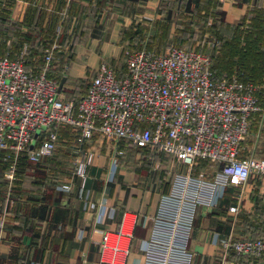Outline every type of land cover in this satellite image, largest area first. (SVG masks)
I'll list each match as a JSON object with an SVG mask.
<instances>
[{
  "label": "built area",
  "instance_id": "built-area-1",
  "mask_svg": "<svg viewBox=\"0 0 264 264\" xmlns=\"http://www.w3.org/2000/svg\"><path fill=\"white\" fill-rule=\"evenodd\" d=\"M59 50L53 42L35 66L26 64V44L14 54L0 53V150L9 161L6 176L14 177L23 153L32 161L52 155L59 141L55 127L67 126L74 134L72 175L78 184L71 179L56 187L75 190L83 208L94 210L97 200L87 180L95 150L84 144L95 132L112 144L108 180L130 146L162 152L184 169L174 171L149 216L151 224L141 240L143 264H193L195 251L189 244L199 205L216 206L231 183H243L251 174L264 176V156L243 151L251 114L260 108L256 84L240 73L215 76L210 53L200 47H126L122 66L101 60L86 91L66 98L52 70ZM213 163L219 167L210 169ZM100 203L104 208L94 219L100 235L98 260L123 264L137 212L125 208L116 225L106 227L102 224L106 217L114 218L116 208L105 198ZM212 241L221 255L247 256L240 264L264 263L262 236L215 231Z\"/></svg>",
  "mask_w": 264,
  "mask_h": 264
},
{
  "label": "crops",
  "instance_id": "crops-1",
  "mask_svg": "<svg viewBox=\"0 0 264 264\" xmlns=\"http://www.w3.org/2000/svg\"><path fill=\"white\" fill-rule=\"evenodd\" d=\"M91 1L0 0V19L5 17L14 20L19 17L20 24H23L29 20V14L38 17L39 11L46 15L45 10L71 9L77 4ZM102 1L105 2L106 11L89 21L88 37L76 40L69 49L62 47L60 52H56L62 58H57L55 54L52 70L56 76H65L59 90L66 98L77 97L86 91L91 76L87 79H80L79 76L88 68L93 72L101 60L108 58L114 65L123 64V59L121 61L120 58L124 54L126 43L136 41V37L142 34L141 25L154 24L159 17H164L163 13H166L173 2L111 0L109 5V0ZM255 1L222 0L221 7L225 10L226 20H237L248 14L261 16L264 2ZM181 3L183 4V0H178L180 12L181 7L184 8ZM197 14L204 15L202 12ZM208 14L215 23L213 13ZM204 19L207 17L202 20ZM11 40V37H6L7 43ZM104 43L106 55L100 50ZM108 49L112 55H109ZM82 82L85 84L83 87L80 85ZM68 87L73 88L72 94L65 93ZM68 134L64 138L68 141L60 146L63 153L61 157L73 156L75 141L72 133ZM85 146L95 150L87 180L97 200L94 210L83 208V201L75 190L63 192L56 187L57 184L52 183L54 180L61 183L72 179L75 185L78 184V178L72 172L70 174L71 166H67L62 160L51 163L40 161L38 164L41 167L51 169L47 176L42 177L44 185L37 189L38 184L23 181L21 185L31 190L25 188L15 193L18 183L22 181L18 168L16 167L13 178L7 177L5 173L9 161L3 159V152L0 150V264H27L22 263L21 257L24 253L27 256L25 259L34 260L35 264H107L98 260L100 235L94 230L96 212L104 208L100 203L103 198L116 208L114 218L106 217L103 226L116 225L121 211L125 208L137 212L134 237L123 264L144 263L141 240L151 224L149 216L156 211L160 194L169 188L174 171L177 168L184 169V166L175 163L162 152L153 156V152L149 151L148 156H141L138 151L131 156L127 154L129 148L119 157L115 177L108 180L112 146L110 140L95 132ZM217 166L218 164L213 163L210 169ZM65 168L68 169L66 172L60 171ZM25 180L29 181V178ZM31 180L33 181L32 178ZM229 186L235 187V190L225 192L218 205H199L197 209L189 244L195 251L193 264H240L248 261L231 253L221 255L219 246L212 241L215 231L230 236H264V226H255L256 223L264 225V176L251 174L245 182L238 185L231 183ZM231 204L237 206L236 210H229ZM104 210L107 212V207Z\"/></svg>",
  "mask_w": 264,
  "mask_h": 264
},
{
  "label": "rangeland",
  "instance_id": "rangeland-1",
  "mask_svg": "<svg viewBox=\"0 0 264 264\" xmlns=\"http://www.w3.org/2000/svg\"><path fill=\"white\" fill-rule=\"evenodd\" d=\"M261 1L264 2V0ZM221 2L222 0H190L188 2L183 0L181 5L184 8L181 7L180 12L178 0H173L166 13H163L164 17H159L154 24L145 23L141 25L140 31L142 34L136 37V41L127 42L126 47H144L159 49V51H164L171 44L203 47L204 50L210 53L212 63L213 57L221 61L223 55L228 54L230 56L226 65L228 69L221 70L226 72L222 74L227 76L232 73L244 72L253 78L257 86L260 108L251 117L249 130L243 140V151L255 155H264V11L261 12V16L248 14L237 18V20L229 21L226 20L225 10L221 7ZM206 10L213 13L215 23L211 17H207V21L204 22L202 20L203 16L197 14L205 13ZM48 11L45 10L46 15L42 14V11L37 12L38 17L35 15V17H32L29 14V20L18 25L17 35L6 33L7 36L13 39L22 40L21 46L23 44L27 45L29 55L26 60L28 63L35 61V63H31V66L38 63L39 57L53 42H57L60 50H62V47L64 48L68 44L73 45L76 40L87 38L90 34L89 28H87L89 27V21L94 20L98 17L97 15L102 14L106 9L104 1L92 0L85 4H77L76 7L71 9L60 8ZM41 15L45 18L42 19ZM17 19L20 21L19 17ZM42 24L45 25L42 26ZM43 27H46L49 32L46 30L47 33L43 34L41 32ZM1 31L6 32L0 28ZM31 32H41L44 35V38L41 37L38 41L39 44H36L38 48L33 42L31 43L27 36V33ZM41 33L39 34L41 35ZM227 44H229V48L226 47ZM105 48L106 43L103 44L100 50L106 55ZM108 51L109 55H112L110 54L111 50L108 49ZM12 52L15 53V51ZM56 56L62 58L60 53ZM123 58L124 54L120 58L121 61ZM105 60L110 61L108 58H105ZM82 67H84V64ZM91 73L92 69L88 68L86 72L80 74L79 78L87 79ZM83 85L85 84L82 82L81 86L83 87ZM73 91V88L68 87L65 93L69 95ZM48 157H44L40 161H48ZM72 159L73 156L68 157L65 155V157L58 156L55 161L62 160L67 163V166L72 167Z\"/></svg>",
  "mask_w": 264,
  "mask_h": 264
},
{
  "label": "trees",
  "instance_id": "trees-1",
  "mask_svg": "<svg viewBox=\"0 0 264 264\" xmlns=\"http://www.w3.org/2000/svg\"><path fill=\"white\" fill-rule=\"evenodd\" d=\"M205 12L206 13H204L203 18L204 17L206 18L209 15L208 14L209 13L208 10H206ZM204 20L206 21V19H204ZM18 25H21L20 24V21L18 19L12 20V19H8V18H5V17H2L0 19V26H1L0 28L6 31V32H4V31H1L0 32V53H4V52L8 51L10 54H14V52H12V51H15L16 52L21 47L22 40H18L16 38L15 39L12 38V40H11L12 43L11 42L10 43H7L6 42V37H8L6 35V33L17 35L18 32H16V31H19V30H17L19 28ZM46 30H47V32H49V30L47 28H42L41 32H43V34L44 33H47ZM41 32H31V33H27V36L30 39L31 43L33 42V44H35V46L38 43V41L41 39V37L44 38V35ZM39 33H41V35ZM42 41L45 42L46 40H42ZM40 43H42V42L40 41ZM71 46L72 45H69V44L66 45V49H69ZM226 47L229 48V44H227ZM36 48H38V47L36 46ZM229 57L230 56L228 54L227 55H223V58H222L221 61H220V59H216L215 57H213L212 70H213L215 76L221 77V76L226 75V74L223 75L222 73H226V72H223L221 70H223V69L226 68V65L229 62L228 61V58ZM31 63H35V61H33ZM31 63L26 62L27 66H31L32 65ZM122 65L123 64L120 63V65H116V66H122ZM226 69H228V68H226ZM240 74L242 75L243 78L248 79V80H252L254 82L253 78L249 74H245L244 72L243 73H240ZM91 75H92V73H91ZM60 76H57L59 80L61 78ZM80 85H81V83H80ZM256 93H257V91H256ZM257 95H258V93H257ZM55 128L57 129V132H58V135H59V141H58V144H57L56 148L54 149L52 155H50L51 157L49 156L48 159H47L49 163L54 162L55 161V158H57L58 156H61V153L62 152L60 150V146L63 143H66L68 141V140L65 141L64 138L65 137H68L69 136L68 133L71 132V130L67 126H61L60 125V126H57ZM72 135H73V139H74V134L72 133ZM138 151H139V153H140L141 156H143V155L146 156L147 154H149L148 152L151 151V150L148 147H141L140 148L138 146H130V149L128 150L127 154L133 156ZM152 152H153L152 153L153 156H156L157 154H160V152H156V151H152ZM62 155H63V153H62ZM39 162H40V160L39 161L29 160L27 158V156H26V153H23V154L20 155L19 162H18V166H17V168H18L17 170L19 172V176H20V179L22 181H20V183H18L19 184L18 187L14 190L15 193H19V191H21V190H23L25 188L27 190H31V188H27V187H24V186L21 185V184H23V181H24V183H25V181L26 182H30V178L33 179V181L31 180V182L34 185H36V184L39 185V187H37V189L40 188L42 185H44L45 181L42 179V177L47 176L48 172H50L51 169H48V168H45V167H41L38 164ZM215 164H218V163H215ZM218 167H219V164L215 168H218ZM69 169H70L69 171H70V174H71L72 167H70ZM67 170L68 169L65 168V169L60 170V171L66 172ZM26 178H29V181L28 180H25ZM52 183L55 184V185L57 184L56 180H54ZM32 190L34 191V188ZM234 190H235V187L229 186L227 188V190H226V193L232 192ZM29 192H31V191H29ZM255 226H257L259 228V226H264V225L262 223L261 224L256 223ZM258 236H260V234L254 236V237H258ZM262 237H264V236H262ZM232 255H234V254H232ZM234 256H236V255H234ZM26 257L27 256L24 253V255L21 257V258H23V262L22 263L27 262V264H32L34 262V260H31V259L30 260L29 259L26 260L25 259ZM237 257H239L240 259H247L248 258L247 256H237Z\"/></svg>",
  "mask_w": 264,
  "mask_h": 264
},
{
  "label": "water",
  "instance_id": "water-1",
  "mask_svg": "<svg viewBox=\"0 0 264 264\" xmlns=\"http://www.w3.org/2000/svg\"><path fill=\"white\" fill-rule=\"evenodd\" d=\"M64 79H65V76H63V77L60 79V81H59V89L61 88ZM38 132H39V129L36 130L35 135H34V138H33L32 142L30 143V147L33 146V143H34V141H35V137L37 136Z\"/></svg>",
  "mask_w": 264,
  "mask_h": 264
}]
</instances>
